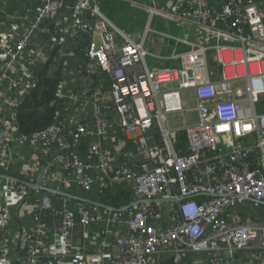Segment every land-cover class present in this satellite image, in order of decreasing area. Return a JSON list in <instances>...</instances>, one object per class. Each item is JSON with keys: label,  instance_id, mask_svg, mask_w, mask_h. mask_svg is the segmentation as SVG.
Listing matches in <instances>:
<instances>
[{"label": "built area", "instance_id": "obj_1", "mask_svg": "<svg viewBox=\"0 0 264 264\" xmlns=\"http://www.w3.org/2000/svg\"><path fill=\"white\" fill-rule=\"evenodd\" d=\"M106 2L146 10L145 29L114 25ZM25 4L0 33V264H264V0ZM156 16L183 33L163 38L191 47L179 68L146 61ZM39 35L51 55L77 61L79 76L68 93L63 71L53 126L25 136L16 120L45 65ZM66 103L83 106L78 117L65 116ZM13 141L53 153L66 177L52 183L119 187L132 200L102 206L38 191L29 167L24 179L1 171L16 163L5 155Z\"/></svg>", "mask_w": 264, "mask_h": 264}, {"label": "crops", "instance_id": "obj_2", "mask_svg": "<svg viewBox=\"0 0 264 264\" xmlns=\"http://www.w3.org/2000/svg\"><path fill=\"white\" fill-rule=\"evenodd\" d=\"M26 0H0V33L5 29L6 27V17L8 14H11L13 11L18 10L20 7H24L26 4ZM110 3V2H109ZM119 3V2H118ZM123 4V3H121ZM126 5V4H125ZM142 9V8H141ZM143 12L147 18H148V13L146 10L142 9ZM153 21V20H152ZM151 21V23H152ZM163 21L165 24H170L171 27L175 26L169 22H167L166 19L163 18ZM148 23V22H147ZM156 32V31H155ZM178 34V35H177ZM163 34H160L156 32L154 36H152L153 41H157L161 47H156L152 45L156 51L162 52L163 50V45L165 44V39L162 36ZM156 36V37H155ZM166 36V35H165ZM174 38H179L183 36V33L181 30L179 31H174L172 35H168ZM67 42L70 43L68 45L69 51L73 50V46L71 45V40L67 38ZM175 42V41H171ZM183 47L182 51L176 54H173L172 56H165V57H160L158 55H155L151 53L153 56L159 57H153L151 56L153 60H156L158 63H160V66L164 65H174L175 63L180 64V60L177 58L180 54L184 53V49L187 47L184 44L177 43ZM36 47L38 50H41L44 53V61L45 63L47 61L50 62V71L59 69L61 71V76L63 71L65 72V79L67 81V91L72 92L74 88H76V83H77V78L79 76L78 74V69L76 66L77 61L73 58H65L61 59L58 56H53L51 55V51H49V48L45 44V39L43 36L39 35L38 41L36 42ZM187 49V48H186ZM188 50V49H187ZM186 50V51H187ZM0 72H1V60H0ZM97 83V79L95 78L94 80ZM95 83V84H96ZM108 86V85H107ZM64 107H67V111L65 116H72V117H78L80 114V110L83 106L80 103H77L76 105L73 104H68ZM93 116V112L91 109H87V119L90 120ZM66 121V119H65ZM112 137L115 136L117 139H119V132L116 129L111 130ZM12 134L15 136V132L13 133L10 132V135ZM13 137V136H12ZM112 140L107 139V142L104 143V147L106 149H109V151L113 153V148L114 144L111 147ZM87 143L88 140H84L83 144L79 147L80 154L86 157V151H87ZM5 155H10L12 159H16V163L12 162L11 166H7L6 164L2 167V172L5 174L10 175L11 177L17 178V179H24L20 171L24 167H29L30 168V175H31V181H32V186L37 189L38 191H55L57 194L62 193V194H68L71 197L78 198L85 200L87 202L93 203V204H100L102 206H116L120 204V196L122 195L124 197V202H128L129 200H132V192L131 191H120L119 187L116 189H103L102 186L96 184L95 187L92 189L90 192H83L80 190L76 185L73 183H69L68 185H65L63 183H52V179L55 175H63L65 178L66 175L65 173L61 170L60 166L56 163L53 162V153L51 154H46V151L40 147H33L28 144L20 145L17 141H13L11 143V149L9 152H5ZM49 164H53L51 169L49 171H45L46 167ZM62 172H61V171ZM40 181L38 183V186H36L37 180ZM71 179V177H70ZM58 180H61V177L58 178ZM1 183L4 182V179H0ZM130 190V189H128ZM17 209H12L11 213L15 215ZM18 213V212H17ZM17 215V214H16ZM22 215L23 219V224L27 226L28 223V212L23 211L20 213ZM17 220H13L10 229L14 231L17 228Z\"/></svg>", "mask_w": 264, "mask_h": 264}, {"label": "trees", "instance_id": "obj_3", "mask_svg": "<svg viewBox=\"0 0 264 264\" xmlns=\"http://www.w3.org/2000/svg\"><path fill=\"white\" fill-rule=\"evenodd\" d=\"M108 3L102 4L104 12L116 22L122 21L118 12L129 14V10ZM50 64L51 60L42 66L33 88L19 106L16 121L18 131L22 135L29 136L52 127L55 114L61 111V107L55 103V92L61 79V71L59 69L50 71ZM54 203H57L55 199Z\"/></svg>", "mask_w": 264, "mask_h": 264}, {"label": "rangeland", "instance_id": "obj_4", "mask_svg": "<svg viewBox=\"0 0 264 264\" xmlns=\"http://www.w3.org/2000/svg\"><path fill=\"white\" fill-rule=\"evenodd\" d=\"M108 4L111 6H116L118 8H125V9L129 10V14H125V12H123V13L118 12L119 16L122 18V21L120 23H118L114 19H111L104 12V9H103L104 5L101 4V6H100L101 11L105 15H107V17H109L110 21L114 25H116L117 27L127 31L128 33H133V34L134 33H140L145 29L147 22H148V18L143 13L145 11H143L141 8H138L135 6H130V5H125V4H120L118 2H110ZM150 26H151V29L153 31H156V32L163 34V35H172L174 31L180 30L179 28H177L173 25H172L173 27H171L170 24H165V22L163 21V17H161V16L154 17ZM152 45L159 48V47H161L160 44L157 41L151 40V42L149 43V41H148L147 45H146V48L149 50L150 53H153V54L158 55L160 57L172 56L173 54L181 52L183 49V47L181 45L176 44L175 42H171L170 39H165V44L163 45V49H162L163 51L162 52H159V51L157 52L156 49ZM186 48L188 50L191 49V47H189V46H187ZM186 48L184 49L185 52L188 51ZM146 61L150 67H159L160 66V63H158L156 60H153L150 57H147ZM179 66H180L179 63H175L174 65H164V68H179ZM169 120L173 126L181 127L183 125L182 118L180 117V115L171 116Z\"/></svg>", "mask_w": 264, "mask_h": 264}, {"label": "water", "instance_id": "obj_5", "mask_svg": "<svg viewBox=\"0 0 264 264\" xmlns=\"http://www.w3.org/2000/svg\"><path fill=\"white\" fill-rule=\"evenodd\" d=\"M39 181H40V178H39V180H37V182H36V183H37L36 186H38ZM51 192H52V191H51Z\"/></svg>", "mask_w": 264, "mask_h": 264}]
</instances>
